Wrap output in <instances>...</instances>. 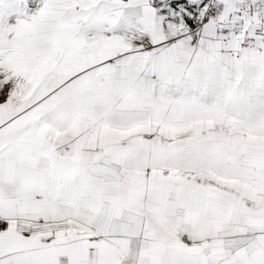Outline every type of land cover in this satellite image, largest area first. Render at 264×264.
I'll return each instance as SVG.
<instances>
[{
  "label": "snow or ice",
  "instance_id": "obj_1",
  "mask_svg": "<svg viewBox=\"0 0 264 264\" xmlns=\"http://www.w3.org/2000/svg\"><path fill=\"white\" fill-rule=\"evenodd\" d=\"M0 264H264V0H0Z\"/></svg>",
  "mask_w": 264,
  "mask_h": 264
}]
</instances>
